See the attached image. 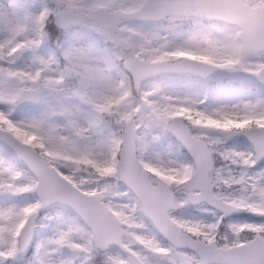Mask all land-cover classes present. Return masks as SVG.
I'll use <instances>...</instances> for the list:
<instances>
[{
    "label": "snow or ice",
    "instance_id": "6c2138e0",
    "mask_svg": "<svg viewBox=\"0 0 264 264\" xmlns=\"http://www.w3.org/2000/svg\"><path fill=\"white\" fill-rule=\"evenodd\" d=\"M32 7L0 4V264H264V0ZM52 21L95 32L106 57L58 45L61 62L48 47ZM249 84L261 94L222 102ZM25 102L38 109L14 119ZM237 134L248 150L224 146ZM162 135L191 160L151 152ZM57 204L78 222L49 217L28 255L40 210ZM195 205L211 219L174 215ZM238 211L254 219L232 222Z\"/></svg>",
    "mask_w": 264,
    "mask_h": 264
},
{
    "label": "rangeland",
    "instance_id": "374dc122",
    "mask_svg": "<svg viewBox=\"0 0 264 264\" xmlns=\"http://www.w3.org/2000/svg\"><path fill=\"white\" fill-rule=\"evenodd\" d=\"M7 0H0V4L6 3ZM28 3L33 5L32 11L36 12L39 11L42 4L44 3V0H28ZM132 23L136 25H142L144 21L142 20H133ZM52 24V22H51ZM53 25V24H52ZM54 28V26H53ZM49 33V40L53 38V33L54 31L52 29L47 30ZM102 43V48L105 49V44L102 40L99 39L98 35L93 32L92 30L86 28V27H80L72 30L71 32L69 31H64L61 34V41H56L50 44H48V47L52 49L53 52H55L57 55L61 56V62H62V53L60 52V49L58 48V45L62 46L63 48H67L70 45H74L77 47H88V46H94L96 49V56L100 59H104L107 55L106 51H102V48L99 46V43ZM17 64H23V58L21 60L17 61ZM223 79H227L223 78ZM261 92L257 88L256 85L249 84L243 89L236 88V89H231L229 92V95L225 97L222 102H227V103H236L241 99H251L253 97H256L260 95ZM214 96V93L210 92L209 93V100H212ZM0 107H3L0 105ZM38 109V106L31 103L28 107H22V108H17L16 111L13 113V118L14 119H22L25 115H31L33 114L36 110ZM81 118L84 119L86 118V113H81ZM223 144L225 147H230L234 148L235 150H240V151H246L249 149L251 146V143L245 139L243 134H237L233 135L231 137L226 138L223 141ZM150 151L153 153H168L171 154V157L177 160L181 161H190L181 151V149L178 146V142L175 140L173 136H168V135H162L160 138L154 142L151 145ZM15 163V162H13ZM17 167H23L17 163H15ZM260 168H264V161L261 163H258ZM220 164L219 162L216 163V167H219ZM259 170V168L257 169ZM120 191L126 192L127 188L126 186H121ZM5 199V194L0 193V204L4 202ZM16 199L17 200H25V201H31L32 200V194L30 193H21V194H16ZM115 202L117 203H126L127 200L120 197L116 198ZM183 208V207H182ZM182 208H178L174 210V215L181 216L184 218H191L190 216L187 215L186 212L181 211ZM57 218V217H63V219L67 223L71 224H76L78 222L77 217L75 215L69 214L62 208H54L50 210H40L38 214V223L40 225H43L44 227L39 229V233L37 234L36 241L33 245V249L28 255H31L35 251V246L36 243H38L39 239L41 237L48 235L50 233V227H49V220L48 218ZM203 218V217H199ZM138 223H145L144 220L138 217L137 219ZM147 230V229H145Z\"/></svg>",
    "mask_w": 264,
    "mask_h": 264
},
{
    "label": "flooded vegetation",
    "instance_id": "af4514ba",
    "mask_svg": "<svg viewBox=\"0 0 264 264\" xmlns=\"http://www.w3.org/2000/svg\"><path fill=\"white\" fill-rule=\"evenodd\" d=\"M74 30V29H72ZM72 30H69L71 32ZM208 206H200V205H195V206H184L181 211L186 212L188 216L190 217H197L202 216L207 219H211V210H205ZM232 222H239V221H249L251 222L254 217L252 216L251 213H247L245 211H238L237 214L230 215ZM226 220L228 217L225 218Z\"/></svg>",
    "mask_w": 264,
    "mask_h": 264
},
{
    "label": "water",
    "instance_id": "95a60500",
    "mask_svg": "<svg viewBox=\"0 0 264 264\" xmlns=\"http://www.w3.org/2000/svg\"><path fill=\"white\" fill-rule=\"evenodd\" d=\"M53 23H54V26H56V27H58V28H60L54 21H53ZM74 27H79V25H74V26H72V27H70V28H68V29H71V28H74ZM226 76H220V77H218V79H222V78H225ZM240 79H244L245 77H243V76H240L239 77ZM32 102H25L24 104H22V105H20L18 108H22V107H26V106H29L30 104H31ZM244 136L252 143L253 141L251 140V138H249L247 135H245L244 134ZM175 137V136H174ZM176 138V137H175ZM257 138H259V136L257 137ZM177 139V138H176ZM183 146V145H182ZM183 148L187 151V153L190 155V157H191V154H190V152L187 150V148L185 147V146H183ZM14 162H16V163H18V164H20V165H23L22 164V162H18V161H16V160H13ZM263 160H261V161H258V162H262ZM56 207H62L61 205H59V204H57V205H52V206H48V207H44V208H42L43 210H49V209H51V208H56ZM63 208V207H62ZM66 210V209H65ZM67 212H69V213H71V214H74V215H76L74 212H72V211H70V210H66ZM234 213H236V212H234ZM234 213H232V214H234ZM231 215V214H230ZM36 237H37V233H34V235H33V239H32V241H31V243H30V245H29V248H28V253L31 251V249H32V246H33V243H34V241L36 240Z\"/></svg>",
    "mask_w": 264,
    "mask_h": 264
},
{
    "label": "trees",
    "instance_id": "16d2710c",
    "mask_svg": "<svg viewBox=\"0 0 264 264\" xmlns=\"http://www.w3.org/2000/svg\"><path fill=\"white\" fill-rule=\"evenodd\" d=\"M46 28H47V30L52 29L54 31L53 38L48 41V44L51 45V43H53V42L61 41V37L59 36V33L63 32L62 30L56 29L55 27L53 28V25L51 23L46 25ZM181 151L190 160L188 154L183 150V148L181 149Z\"/></svg>",
    "mask_w": 264,
    "mask_h": 264
}]
</instances>
